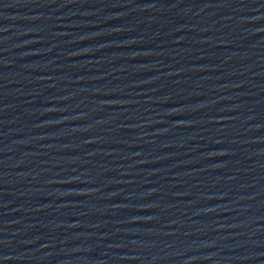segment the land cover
I'll use <instances>...</instances> for the list:
<instances>
[{"label": "water", "instance_id": "water-1", "mask_svg": "<svg viewBox=\"0 0 264 264\" xmlns=\"http://www.w3.org/2000/svg\"><path fill=\"white\" fill-rule=\"evenodd\" d=\"M0 264H264V0H0Z\"/></svg>", "mask_w": 264, "mask_h": 264}]
</instances>
